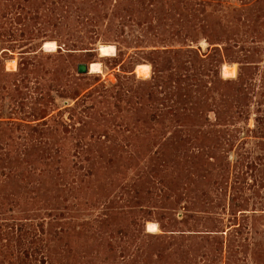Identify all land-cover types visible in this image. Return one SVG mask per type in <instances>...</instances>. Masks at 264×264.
I'll use <instances>...</instances> for the list:
<instances>
[{
  "label": "rangeland",
  "instance_id": "1",
  "mask_svg": "<svg viewBox=\"0 0 264 264\" xmlns=\"http://www.w3.org/2000/svg\"><path fill=\"white\" fill-rule=\"evenodd\" d=\"M222 1L212 13L186 0H64L68 24L43 20L26 49L0 36V85L25 77L26 96L15 102L0 88L1 249H13V232L28 243L36 234L48 264H264V53L244 71L257 91L247 125L223 126L235 97L226 79L245 55L233 38L251 23L264 40V0ZM77 18L96 22L98 40L80 42L93 26ZM105 44L115 58L97 54ZM179 48L203 62L188 66ZM92 62L99 75L78 72ZM70 73L86 78L63 90Z\"/></svg>",
  "mask_w": 264,
  "mask_h": 264
},
{
  "label": "trees",
  "instance_id": "2",
  "mask_svg": "<svg viewBox=\"0 0 264 264\" xmlns=\"http://www.w3.org/2000/svg\"><path fill=\"white\" fill-rule=\"evenodd\" d=\"M187 3L190 5H205L206 7L210 8L211 12L214 13L215 11H218L221 9H224L225 1L222 0H186ZM69 5L67 3H64V0H45V2H37V0H0V36L7 37V42H9L11 49H19V48H27V44H21L22 40L26 35L32 34L35 29L37 28V24L42 23L44 20L45 23H50L53 27V30L59 29L60 25L63 26V24H68L66 20L62 17L61 13L63 12L64 8H68ZM78 10L81 8L79 6H76ZM262 9V8H261ZM44 11V12H43ZM44 17H43V16ZM55 16V20H53V17ZM259 18L263 17L264 15H257ZM257 18V17H256ZM75 24L77 26L79 25H87L90 24L93 27L90 28L91 34H87V36H80L79 39L80 42H92V40H98L100 37V34L102 33V29L97 27L98 25L93 20H79V18L75 19ZM250 28V33L240 40L233 38L234 45L233 47L239 48V45H243L245 47L244 50L245 55L241 59L238 60L240 63V72L238 77L235 79H226V82L229 83V81H232L233 84H235V97L229 105L226 106L225 112L223 115L224 122L223 126L226 129H235L237 130V127H242V122L247 121L249 118V110L246 108L247 106H250L251 104H254V95L257 94V91L255 89V85L252 83L253 81L247 80V78L244 75V71L249 66L256 64L257 62H260L257 60V56L261 53H264L262 50L263 47L261 46L262 42H264L263 39H261V35L259 32L254 31L255 25L248 23ZM49 37L53 35H48ZM186 44L182 45L185 46ZM9 49V48H8ZM180 49V50H179ZM178 50L174 51L173 54L176 56H180V54L184 53L187 54L189 59L187 63L190 65L188 66H196L203 62V60L198 56V54L192 50V48H186L183 50V48H179ZM10 50V49H9ZM9 50H4L2 53H7ZM167 50V49H165ZM24 54L26 51H22ZM165 52V51H163ZM24 60L25 58L22 57ZM264 61L261 60V62ZM22 64L26 65L30 62L25 59ZM254 66V65H253ZM155 71L158 70V65L154 64ZM186 69L187 66H183ZM22 69H18L17 76L20 75V71ZM161 72L162 70L159 69ZM14 72V71H12ZM171 77L173 76V73L170 74ZM86 76L79 74L76 75L74 73H70L69 79H66L65 83L63 85H59L63 90L66 88L65 85H68L69 82L72 80H76L75 86L79 84L80 81L85 79ZM156 77H153L155 79ZM173 80H175V83H183L188 81L190 78L186 73H178L175 74L173 77ZM25 79L23 78H14L11 81V85L14 86V88H11L9 85H0L1 89H4L6 93L10 92V99L14 100L15 102H23L26 99V96L23 94V88H22V82ZM196 80H200V77H197ZM247 83V84H246ZM197 85H201L200 83H197ZM264 86V79H263V85ZM154 85L151 84L149 92V96L154 95L155 90H153ZM36 88V87H35ZM6 89V90H5ZM84 87L82 88V91ZM56 90L55 86L51 89V91ZM160 90L158 91L156 89V96L159 94ZM264 93V89H263ZM81 95V90L74 89L72 91V98L76 99ZM186 95V94H185ZM155 96V97H156ZM4 95L1 96L3 98ZM54 97H51V100H53ZM82 102L85 101L88 102V100H91L90 93H85L83 97L81 98ZM87 100V101H86ZM183 103L188 104V100L186 98L182 99ZM81 102V103H82ZM262 105L261 101L258 102L257 105ZM88 105V104H85ZM257 112L260 111V109H256ZM2 116H0L1 118ZM220 118V117H219ZM247 125V122H245ZM58 153V150L55 151V154ZM3 160H6V157L0 156V163L3 162ZM2 165V164H1ZM3 166V165H2ZM1 166V167H2ZM2 168H6L3 166ZM13 169L5 172L3 170L1 173L5 172V177H9L12 173ZM240 206V205H239ZM3 234V233H1ZM0 234V235H1ZM9 239L15 240L16 244L12 245L13 249L5 248L1 249V242H0V264H48L49 256V248L47 245L40 246L41 249L36 250L33 248L32 243L36 242V234H33L31 237V241L23 242L22 239V233L21 235L18 234L17 240L15 238V235L13 232H7L6 235ZM24 237V236H23ZM5 238V237H3ZM8 239V240H9ZM1 240V238H0Z\"/></svg>",
  "mask_w": 264,
  "mask_h": 264
},
{
  "label": "clouds",
  "instance_id": "3",
  "mask_svg": "<svg viewBox=\"0 0 264 264\" xmlns=\"http://www.w3.org/2000/svg\"><path fill=\"white\" fill-rule=\"evenodd\" d=\"M108 53H111V55H108ZM97 54L103 56L105 59H112L117 55L113 46L108 44L99 46L97 49ZM101 70V66L98 63L92 62L91 64H89V72L91 74L99 75Z\"/></svg>",
  "mask_w": 264,
  "mask_h": 264
},
{
  "label": "bare ground",
  "instance_id": "4",
  "mask_svg": "<svg viewBox=\"0 0 264 264\" xmlns=\"http://www.w3.org/2000/svg\"><path fill=\"white\" fill-rule=\"evenodd\" d=\"M46 46L49 48V49H55L56 47V43L55 42H46ZM113 46V45H111ZM57 48V47H56ZM114 50H115V46H113ZM57 50V49H56ZM49 51V50H48ZM52 51V50H51ZM53 52V51H52ZM108 55H111V53H108ZM100 66H101V69H102V65L101 63H98ZM152 227H154L155 229H157V224L155 223H149V228L151 229Z\"/></svg>",
  "mask_w": 264,
  "mask_h": 264
},
{
  "label": "water",
  "instance_id": "5",
  "mask_svg": "<svg viewBox=\"0 0 264 264\" xmlns=\"http://www.w3.org/2000/svg\"><path fill=\"white\" fill-rule=\"evenodd\" d=\"M44 48L45 49H49L46 44L44 45ZM8 62V61H7ZM78 72L79 73H82V74H85V73H90L89 72V64H86V63H80L78 65Z\"/></svg>",
  "mask_w": 264,
  "mask_h": 264
},
{
  "label": "snow or ice",
  "instance_id": "6",
  "mask_svg": "<svg viewBox=\"0 0 264 264\" xmlns=\"http://www.w3.org/2000/svg\"><path fill=\"white\" fill-rule=\"evenodd\" d=\"M150 230H153V231H154V230H155V228H154V227H152Z\"/></svg>",
  "mask_w": 264,
  "mask_h": 264
}]
</instances>
